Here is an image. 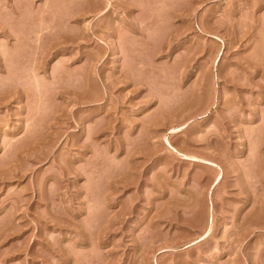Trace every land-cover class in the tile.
I'll use <instances>...</instances> for the list:
<instances>
[{
	"label": "rangeland",
	"instance_id": "374dc122",
	"mask_svg": "<svg viewBox=\"0 0 264 264\" xmlns=\"http://www.w3.org/2000/svg\"><path fill=\"white\" fill-rule=\"evenodd\" d=\"M0 264H264V0H0Z\"/></svg>",
	"mask_w": 264,
	"mask_h": 264
}]
</instances>
